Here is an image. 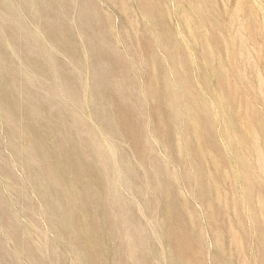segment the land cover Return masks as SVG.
<instances>
[{"label":"rangeland","instance_id":"rangeland-1","mask_svg":"<svg viewBox=\"0 0 264 264\" xmlns=\"http://www.w3.org/2000/svg\"><path fill=\"white\" fill-rule=\"evenodd\" d=\"M0 264H264V0H0Z\"/></svg>","mask_w":264,"mask_h":264}]
</instances>
